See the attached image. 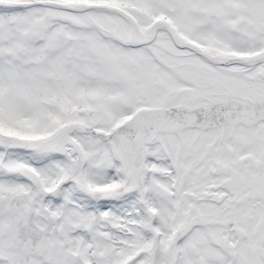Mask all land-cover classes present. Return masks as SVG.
I'll list each match as a JSON object with an SVG mask.
<instances>
[{"label":"snow or ice","instance_id":"1","mask_svg":"<svg viewBox=\"0 0 264 264\" xmlns=\"http://www.w3.org/2000/svg\"><path fill=\"white\" fill-rule=\"evenodd\" d=\"M0 264H264V0H0Z\"/></svg>","mask_w":264,"mask_h":264}]
</instances>
